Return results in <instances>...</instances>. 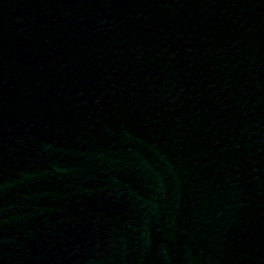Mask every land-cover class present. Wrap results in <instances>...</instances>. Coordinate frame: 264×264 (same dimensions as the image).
<instances>
[{
  "label": "water",
  "instance_id": "obj_1",
  "mask_svg": "<svg viewBox=\"0 0 264 264\" xmlns=\"http://www.w3.org/2000/svg\"><path fill=\"white\" fill-rule=\"evenodd\" d=\"M166 0H0V264H149Z\"/></svg>",
  "mask_w": 264,
  "mask_h": 264
}]
</instances>
